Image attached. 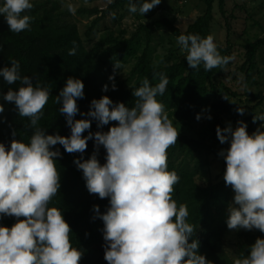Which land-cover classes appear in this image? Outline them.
<instances>
[{
    "label": "clouds",
    "instance_id": "9594fccd",
    "mask_svg": "<svg viewBox=\"0 0 264 264\" xmlns=\"http://www.w3.org/2000/svg\"><path fill=\"white\" fill-rule=\"evenodd\" d=\"M160 3L129 0L128 10L144 17ZM33 7L30 0H3L0 15L11 32L21 33L30 29L33 19L23 13ZM177 42L187 52L191 69L198 70L203 64L205 71H211L232 59L220 54L211 35L182 34ZM73 45L70 56L77 51L75 41ZM120 67L115 63L114 71ZM0 77L8 85L20 82L18 90L9 88L0 95L14 103L19 116L28 118V126L34 129L30 143L13 139L10 149L0 143V216L17 218L11 227L0 225V264H79L83 253L70 242V225L60 210L49 207L61 187L55 160L61 153L52 148L59 144L69 154H83L93 139L96 151L89 159L74 163L82 170L90 194L110 198V207L102 215L99 206H93L104 223V259L108 264H212L199 254L197 239L189 242L196 230L187 222V205L178 207L172 196L180 177L168 170L167 150L177 143L180 130L157 100L168 89L166 75L154 73V78H159L155 86L145 79L133 91L136 101L131 108L113 104L108 96L93 99L89 111L81 115L95 119L98 128L117 123L107 132L89 131L87 136L83 133L91 128V119H74L79 112L77 100L84 98L80 79L69 77L56 97L55 103L62 104L58 111L71 130L70 136H61L46 135L45 129L38 127L49 100L48 88L34 86L31 77L22 76L16 60H11V67L0 68ZM114 79L109 76L116 90ZM102 90L108 91V85ZM237 111L243 115L245 110L240 107ZM3 112L0 103V114ZM207 118L212 119L210 115ZM256 121H264V114L253 116V123ZM216 136L221 144H230L219 152L226 163L225 185L235 193L227 210V228L264 233V131L257 128L249 134L247 124L238 121L235 129L231 124L223 129L217 126ZM100 146L106 150L103 165L97 159ZM235 264H264V238L258 237L248 255L236 259Z\"/></svg>",
    "mask_w": 264,
    "mask_h": 264
},
{
    "label": "trees",
    "instance_id": "16d2710c",
    "mask_svg": "<svg viewBox=\"0 0 264 264\" xmlns=\"http://www.w3.org/2000/svg\"><path fill=\"white\" fill-rule=\"evenodd\" d=\"M165 0L156 7L162 6ZM180 1V0H175ZM187 1V0H182ZM204 7L200 16L187 28L185 32L176 26V19L164 16L151 23H142L131 35L126 36V31H120L118 36L111 33L101 38L91 48V33L100 23L113 15L114 21L119 22L117 11L125 10L129 0H114L106 10H80V14L95 16L92 24L82 36L77 23L72 21V14L62 8L57 0L30 1L34 7L23 13L33 17L30 29L21 33H13L5 18L0 15V68L11 67V60L19 61L20 73L22 76H29L34 86H42L49 89L50 96L43 109L44 115L38 122V127L45 129L46 135L59 134L70 136V127L66 119L58 109L62 104L55 103L56 97L66 84L69 77L80 79L84 84V98L78 99L79 112L74 119H91V128L83 133L87 136L89 131L107 132L117 122H110L102 127L97 126L98 122L91 117L82 116L87 113L93 99H100L108 96L113 104L124 103L131 108L135 105L136 97L133 91L140 86L145 79H148L152 86L159 82L154 78V73H163L169 79L168 89L165 93L157 96V100L165 106L169 119L174 127L180 130L178 141L167 150L168 170L175 171L180 181L174 186L173 199L180 204L187 205L189 215L187 222L195 227L192 239L199 241L198 252L204 255L212 264H235L228 252L224 239L227 232V210L234 197V191L226 186L224 179L217 183H210L202 187L196 181L200 169L208 166L209 163L198 162L192 167L190 161L195 155L214 156L223 161L224 170L226 163L219 152L226 150L230 144H221L216 136V128H225L223 118L215 119L208 128L203 131H196L193 124L196 116L203 115L206 98L211 94H218L220 91V79L233 65V48L230 40L226 46L217 45V50L222 56L232 57L227 65L205 71L203 64L199 69L189 68L186 55L170 63L174 57V50L166 60L157 56V50L165 39L157 35L158 32H165L173 38L180 35H199L206 38L211 35L213 38V24L215 21L214 10L217 5L221 14L226 18L228 29H231L230 18L227 16L226 0H198ZM3 0H0L2 4ZM143 2V0H139ZM163 7V6H162ZM118 17V19H117ZM122 19V18H121ZM77 47L75 55H68L73 48V42ZM264 48V37L249 42L245 46V63L241 71L249 78L257 69V56ZM119 63L120 69H115L114 64ZM133 64V68L126 80L120 78L124 67ZM115 77L116 90L112 89L113 81L109 76ZM108 85V91H103V86ZM20 82L8 85L3 77H0V93L6 94L9 88L18 90ZM227 90H229L226 87ZM230 91V90H229ZM237 96V94H233ZM257 106L264 102V95L247 94ZM0 103L4 106V112L0 114V143L10 149L13 139L23 143H30L34 129L29 127V119L19 116L14 103L4 101L0 95ZM256 107L250 108L251 116L247 121L253 123V116H257ZM261 127V122L253 123ZM15 132V136H13ZM59 150L60 157L55 158L56 167L60 172L61 187L55 195L49 207L60 210L66 222L70 225V242L73 247L82 251L83 255L79 264H108L104 259L103 239L104 223L94 211L93 206L98 205L100 215L106 213L110 207L109 199H100L98 195L90 194L86 188V181L83 178L82 170H79L74 163L76 159H89L94 151L95 142L88 141L86 151L81 153H67L62 145L57 144L52 150ZM106 150L99 147L97 159L103 165L106 163ZM23 219V218H21ZM17 222V218L0 216V225L11 227ZM252 244L260 236H248ZM253 240V241H252ZM251 244V245H252ZM250 245L243 243L239 246V257L248 255Z\"/></svg>",
    "mask_w": 264,
    "mask_h": 264
},
{
    "label": "rangeland",
    "instance_id": "374dc122",
    "mask_svg": "<svg viewBox=\"0 0 264 264\" xmlns=\"http://www.w3.org/2000/svg\"><path fill=\"white\" fill-rule=\"evenodd\" d=\"M37 1V0H30ZM61 3L62 8L69 11L72 15V21L77 23L80 32L85 37L86 31L92 24L95 16L80 14V10H106L114 0H57ZM129 4V3H128ZM128 4L125 5V10L119 9L117 11L119 22L114 21L113 15H108L100 25L91 33V42L87 43L91 48L101 38L115 33V36L120 34V31H126V36L131 35L137 30L142 23H151L154 20L160 19L164 16L176 19V26L185 32L187 28L200 16L203 10V5L198 0L175 1L165 0L162 6L156 7L144 14V17L137 13H130ZM227 16L230 18L231 29H228L226 18L221 14L218 6H215L213 24L214 42L220 46H226L227 40H230L233 48V65L225 73V76L220 79V91L218 94L209 95L204 104L203 115L200 120H195L193 126L196 131H203L208 128L217 118H223L225 126L231 124L233 129L237 127L238 121H243L247 124V131L252 134L258 127L251 121L250 108H254L256 115L264 114V102L257 106V102L252 101L247 94L264 95V48H262L257 56V69L251 74L249 78L241 71V67L245 63L246 50L245 46L249 42H253L258 38L264 37V0H226ZM117 17V19H118ZM122 18V19H121ZM160 38L165 41L159 45L157 56H162L168 59L170 51L174 50V57L169 61L170 63L176 61L186 55V51H182L181 45L178 44V38L170 37L165 32H158ZM133 68V64L124 67L120 74V78L126 80ZM226 87L230 90H227ZM237 94V96L233 95ZM226 97L227 99H225ZM244 108V114L240 115L238 108ZM212 119H208V116ZM261 122V130L264 131V121ZM198 162L209 163L205 168H201L199 175L196 178L198 184L202 187L208 186L210 183H217L223 180L224 167L223 161L214 156L195 155V159L191 160L192 167H196ZM235 195V194H234ZM234 203V197L231 204ZM228 216V211H227ZM258 237L260 232L258 230L247 231L227 230L224 239L227 246V252L230 258L235 261L239 257V246L243 243L247 245L252 244L247 237ZM264 238V233L262 235ZM253 241V240H252Z\"/></svg>",
    "mask_w": 264,
    "mask_h": 264
}]
</instances>
